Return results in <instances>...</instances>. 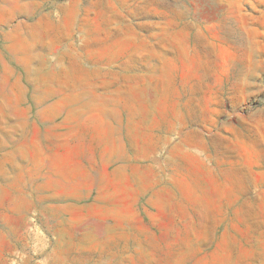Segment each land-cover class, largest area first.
<instances>
[{
	"label": "rangeland",
	"instance_id": "1",
	"mask_svg": "<svg viewBox=\"0 0 264 264\" xmlns=\"http://www.w3.org/2000/svg\"><path fill=\"white\" fill-rule=\"evenodd\" d=\"M0 264H264V0H0Z\"/></svg>",
	"mask_w": 264,
	"mask_h": 264
}]
</instances>
